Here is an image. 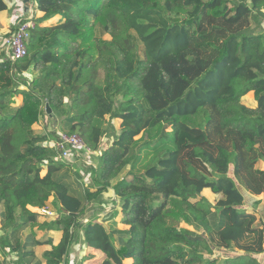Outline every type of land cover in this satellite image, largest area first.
<instances>
[{
	"label": "trees",
	"instance_id": "obj_1",
	"mask_svg": "<svg viewBox=\"0 0 264 264\" xmlns=\"http://www.w3.org/2000/svg\"><path fill=\"white\" fill-rule=\"evenodd\" d=\"M36 4L43 16L27 55L0 60V247L19 251L20 263L35 256L23 247L48 244L47 264H70L83 239L105 254L101 264H263L264 223L244 206L264 193V0ZM250 91L255 107L242 101ZM47 101L98 152L82 193L58 175L72 164L33 132ZM107 116L120 121L117 134ZM205 188L222 198L213 205ZM108 189L127 230L109 232L89 208ZM51 197L62 215L39 227L62 231L60 241L22 242L38 221L31 207ZM217 249L237 254L210 258Z\"/></svg>",
	"mask_w": 264,
	"mask_h": 264
},
{
	"label": "crops",
	"instance_id": "obj_2",
	"mask_svg": "<svg viewBox=\"0 0 264 264\" xmlns=\"http://www.w3.org/2000/svg\"><path fill=\"white\" fill-rule=\"evenodd\" d=\"M6 4V9L0 11V60L7 57L6 51L4 50V41L9 36L10 32L14 29V23L17 21L18 17L26 16L28 9L32 7H36V19L43 16V13L37 10V6L34 5L33 0H3ZM47 24L51 23L49 20L45 22ZM34 74V75H32ZM28 77L32 75L34 77L36 72H28L26 74ZM32 77H29L32 79ZM254 95L253 91H250ZM247 95V94H246ZM245 95V96H246ZM244 96V97H245ZM22 95H17L15 97V105L20 106L22 104ZM243 101V98H242ZM246 105L250 107H255L257 105L256 100L254 103L247 104L243 101ZM48 114V113H47ZM52 115H42L40 120L34 124L36 126L34 129L39 130L36 134L38 135H47L48 140L45 141V144L52 146L53 138H50L48 134L52 130V123L53 118ZM48 129V130H47ZM48 143V144H47ZM51 143V144H50ZM264 160H259V163ZM261 169H264L261 167ZM208 188H205L206 190ZM203 190V191H204ZM53 199V197H51ZM112 198L116 200V204L112 201ZM109 203V204H108ZM248 211H252L247 205L244 206ZM89 208H94L98 214V221L102 222L104 226L107 228L109 232H114L117 230H127L129 229V225L123 223V213L121 208V201L120 198L116 196L113 189H108L103 193V202L102 205L99 206L96 203L89 204ZM93 211L91 210L87 216L92 214ZM258 215V214H257ZM90 217V216H89ZM53 219V218H52ZM40 220V219H39ZM41 222L43 219L40 220ZM40 236H37L36 239L40 241H46L49 238L53 239V244H58L62 237V231L57 230H42L40 231ZM44 234V237H43ZM116 242L118 241V234H114ZM82 238V237H81ZM40 246V247H38ZM43 246V247H41ZM52 247L48 244H40L34 247H23L24 250H33L35 256L32 257L31 255L25 256L23 263L19 261V251L11 250L10 247H0V258L4 261L5 264H33L36 260L41 259L42 264H47L46 261L43 259V254L50 250ZM264 254V253H262ZM260 255V254H259ZM258 257V255H257ZM71 260L70 264H101L105 259V254L97 249H94L88 246L86 243L83 242V239L75 242L71 251L69 253V258ZM260 260V259H259ZM125 264H132L133 259L127 258L124 260ZM65 264V263H62ZM264 264V263H263Z\"/></svg>",
	"mask_w": 264,
	"mask_h": 264
},
{
	"label": "rangeland",
	"instance_id": "obj_3",
	"mask_svg": "<svg viewBox=\"0 0 264 264\" xmlns=\"http://www.w3.org/2000/svg\"><path fill=\"white\" fill-rule=\"evenodd\" d=\"M263 11H264V9H263ZM55 21H56L55 19L50 20V22H55ZM48 23H49V21H48ZM261 25H262L261 28L259 27L257 29L258 32H261V30L264 29V18H262V24ZM104 37L110 38V36L107 34H105ZM32 75H34V74H32ZM32 75H30L29 77H32ZM243 101H245L247 104L254 103L255 96L252 93H248L245 97H243ZM14 106H16L15 103H14ZM52 118H53L52 130L48 134L50 135V138H53V140H56L58 138L59 133L67 132V128L64 127V125H63V120H64L63 117L59 116L58 118H55L52 116ZM107 120L111 122V125L114 128L112 131L109 130V132H110L109 135L117 134L120 130V127H119L120 121L118 119H111L110 116H107ZM35 127L36 126H34V128ZM34 128H33V132L36 134L37 131H39V130H36ZM108 137L105 138L103 141V145H105V146L110 143V139ZM53 144H54V142H52V146H53ZM52 149L55 151V149L53 147H52ZM97 155H98V152L95 151L92 154H84V155L80 156L78 158V160L72 164L73 166L70 164L69 165L67 164V167L63 168V170L60 173H58V175L59 174H66L67 175L66 176L67 182H69L71 184V187L76 190V193H78V194L82 193L84 191V188L87 187L91 181V174L89 172L90 170L88 171V167L90 168V165H88L87 161H89L91 164H96L97 163ZM54 157L60 161H63L59 158V155L56 153V151H55ZM257 167L264 168V161H261L259 163V166H257ZM41 173L42 174L46 173V166H44ZM202 194L213 205L216 204V202L220 198H222L221 194H216L209 188L204 190L202 192ZM112 201L114 202V204H116L115 199L112 198ZM251 204H254L257 207L258 218L260 219V221H262L264 223V193L257 195V196L249 197V204H247V207H249L252 210H255V208L253 206H251ZM45 206L48 207L51 214L41 215L39 213L38 221L34 227L30 226L26 229L21 230L19 236H20L22 242H30V241H32L33 238L36 239L37 236H40V234H41L40 231L47 230V229L40 228L39 227L40 224H42L45 221H50V220H52V218L56 219L57 217H60L62 215V213H60V211H58V208L54 205L52 198H50V200L48 201V203ZM31 209L32 210L34 209L33 211H35V210L38 211L39 207H31ZM89 216H86L84 218V220L88 221ZM39 219L40 220L43 219V221L41 222ZM181 225L185 226V227L192 228L191 226H188L187 224H185L183 222L181 223ZM1 233H2V231H0V234ZM43 237H44V234H43ZM38 247H40V246H38ZM41 247H43V246H41ZM236 254H237V252L233 251V250L217 249V250H215L214 254H212L209 257L210 258H218L219 261H221L225 257L233 256ZM258 259H260V261L262 263H264V254L258 255Z\"/></svg>",
	"mask_w": 264,
	"mask_h": 264
},
{
	"label": "built area",
	"instance_id": "obj_4",
	"mask_svg": "<svg viewBox=\"0 0 264 264\" xmlns=\"http://www.w3.org/2000/svg\"><path fill=\"white\" fill-rule=\"evenodd\" d=\"M33 2L37 6L36 0H33ZM36 26V7L31 6L26 16L18 17L14 23V29L4 41V50L6 51L7 58L17 60L27 55V41L31 31ZM50 147L55 149L61 160L70 162L71 164L75 163L84 154L94 153L93 150L84 144V141L78 133L69 134L67 132H61L54 141L53 146L50 145ZM87 163L88 165H93L89 161ZM35 212L41 215L51 214L46 206L39 208L38 211L35 210ZM84 221L86 222L87 220Z\"/></svg>",
	"mask_w": 264,
	"mask_h": 264
},
{
	"label": "water",
	"instance_id": "obj_5",
	"mask_svg": "<svg viewBox=\"0 0 264 264\" xmlns=\"http://www.w3.org/2000/svg\"><path fill=\"white\" fill-rule=\"evenodd\" d=\"M45 107H46V109H47V113L49 114V115H52V108H51V106H50V104H49V102L47 101L46 103H45Z\"/></svg>",
	"mask_w": 264,
	"mask_h": 264
}]
</instances>
